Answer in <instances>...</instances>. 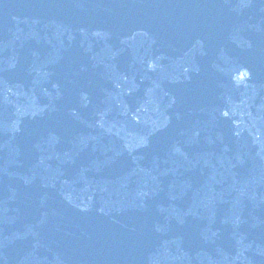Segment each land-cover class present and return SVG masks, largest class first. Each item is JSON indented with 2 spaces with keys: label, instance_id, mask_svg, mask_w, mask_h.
Listing matches in <instances>:
<instances>
[{
  "label": "water",
  "instance_id": "1",
  "mask_svg": "<svg viewBox=\"0 0 264 264\" xmlns=\"http://www.w3.org/2000/svg\"><path fill=\"white\" fill-rule=\"evenodd\" d=\"M102 1L0 0V82H3L2 86L6 88L19 91L23 95L21 98H24L25 91H33L37 106L44 109L42 113L35 111L30 115L32 127L14 136L10 135L6 125L25 124L27 120L16 112V101L2 96L6 89L0 87V111L4 113L0 119V201L4 200L0 202V264H122L120 258L129 260L132 264H180L178 250H172V253L161 251L163 245L172 246L175 241H170L168 237L154 239L149 234H146L145 238L139 236L143 226L149 227L153 220L151 216L147 215L149 220L142 225H135V222L144 216L141 212L154 201L157 203L149 213L153 216L159 213L163 224L173 219L175 215L169 218L172 208L168 211L166 207H162L171 201L161 200L168 198L167 189L176 181L169 179L177 178L178 182L183 169L185 174L178 186V198L183 201L179 209L184 210L190 201H195L198 207L188 216L187 222H191L197 213L193 219L194 224L213 228L222 224L226 217L231 216V221L241 217L238 227L241 236L246 237L247 242L254 246H257V242L253 237L258 238L259 245L264 246V235H260L264 234V227L256 229L259 234L248 229V223L252 220L264 219L261 216L251 218L250 215L259 206H252L251 198H264V178L260 174H252L259 164L264 171V164L259 163L264 160V96L257 99L246 96L247 91H254V88L248 86L245 92L235 95L238 104L231 105V94L222 84V73L237 69L244 75L245 70L249 69L252 80L257 85H264V13L250 22L251 25L243 32L234 49L230 50L232 46H226L225 52L218 53V56L212 59L213 54L207 57L196 56L195 51L186 56L192 48L191 37L194 31H202L210 23V20L200 15L201 10L199 15L191 10L190 21L197 29H185L190 39L187 51L176 47L175 42L161 41L170 61L182 58L186 62L189 61L193 69H199V80L192 84L194 92H199L198 88L208 90L206 78L209 89L219 91L222 96L207 102L206 96L203 101L199 96L196 97L198 113L188 127L202 132L198 138L177 126L175 122L179 119L176 114L170 116L164 113L162 123L169 120L165 134H169L171 140L166 147V154L163 157L159 155L155 162L154 168L161 170L160 174L155 170L149 173L147 171L152 177L140 173L141 176L138 174L137 178L133 174L138 167L132 163L131 155L139 152H134L135 147L139 145L128 141L136 140L142 146L143 143L131 130H122L124 127L120 121L121 112L113 100H116L114 96L117 83L131 79L134 85L124 97L130 98L129 102L138 106L139 110L147 111L151 106V99L147 98L153 94L149 89L151 86L142 77L144 72H149L148 68L144 69L141 64L142 69L135 71V59L132 55L128 58L120 55L108 44V40H93L88 26L84 23L78 25L76 22L82 11L91 6L95 28L104 29L110 26V21L125 25L131 11L143 12L162 0L143 5L141 10L134 8L135 0H108L104 6ZM96 3L102 5L97 7V11L93 7ZM202 3L200 1V4ZM190 4L192 0H181V3L172 0L164 12L184 15V9H189L187 5ZM153 13L144 14L147 25L162 31L166 28L168 19L170 32L179 27L180 21L167 17V13H156L154 19L149 20L148 17ZM142 18L143 16L140 17L141 24H138L136 29L141 32L150 31ZM68 23L73 24L68 26ZM129 25L134 26V21L131 20ZM81 29L86 33L85 42L91 45L92 53L97 52L94 61L92 64H79L74 71L61 69L62 60L67 56H73L74 53L77 58L85 57L86 53L80 47ZM70 32H75L72 33L73 39ZM162 35L167 36L164 40L172 41L170 34ZM52 39L56 40L48 47ZM179 43L181 46L186 45L184 35L179 39ZM172 51L180 52L181 56H171ZM138 52L139 56L152 54L157 57L153 48H142ZM193 57H196V60L190 61ZM210 61L212 64H218L216 69L209 70ZM44 72L47 73L45 80L41 75ZM73 72L75 74L70 84L60 81H65L66 74L71 76ZM138 72H141V78L137 75ZM151 76L155 77L152 74ZM218 80H221L222 88H218ZM55 81L57 82L53 85ZM53 86L59 90L61 96H65L73 88H78L83 95L73 94V99L66 102L56 96ZM172 91L178 94V106L182 107L179 91L175 86ZM83 101H89L88 111H84L86 109L82 106ZM70 103L82 109L84 113L92 115L102 112L107 105L112 117L116 119L112 127L113 133L105 138L87 141L84 134L90 131L84 128L80 130L82 133L77 131L75 136L71 134L69 139L64 137L67 135L65 131H62L61 136L59 130ZM122 103L126 104L123 99ZM246 113L250 115L249 119L244 118ZM183 123L181 120V124ZM258 125L260 128L256 129ZM244 129L253 132L246 133ZM110 130L111 124L102 134H107ZM92 132V137H101L97 129L92 128ZM257 133L263 141L258 139ZM239 136L246 141L243 142ZM253 136L257 146L254 143L246 145ZM49 137H53L50 148L46 144ZM141 137L144 138L143 135ZM165 138L164 140H167L168 137ZM54 140L58 145L52 149ZM64 142L69 147H66ZM154 144V139L151 138L148 147ZM123 145L129 153L124 152ZM173 148H181L185 155L171 153L169 160L167 154L174 151ZM48 151L52 155L54 154L51 151H55L59 156L57 165L49 163L48 168L44 169L45 162L41 156L43 152ZM35 162L38 166H35ZM52 169H57L60 174L55 172V176H52ZM128 171H132L129 179L124 177ZM3 174H11V185H2ZM103 182L106 184H103L102 190L99 185ZM141 189L147 194L142 200L139 199ZM79 193L86 194L84 196L87 199L82 201ZM240 199H243L245 206L239 204ZM238 208H243L244 211L239 210V216H236ZM187 211L191 213L190 208H187ZM177 212L178 222L182 223L183 219L179 211ZM231 227L225 229L217 238L218 244L225 243ZM180 232H177V235H180ZM240 243L238 237H234L231 242L236 248ZM207 245L205 243L206 249ZM216 248L218 255H214L215 258L209 264H239L237 261H242L241 264H257L256 260L252 261V251L248 253L250 257H247L246 254L239 256L224 248ZM256 249L258 252L264 250L260 247ZM139 250L151 252L147 261L140 259L142 252ZM207 250L211 252V248Z\"/></svg>",
  "mask_w": 264,
  "mask_h": 264
}]
</instances>
